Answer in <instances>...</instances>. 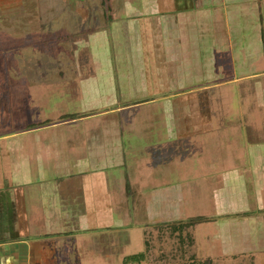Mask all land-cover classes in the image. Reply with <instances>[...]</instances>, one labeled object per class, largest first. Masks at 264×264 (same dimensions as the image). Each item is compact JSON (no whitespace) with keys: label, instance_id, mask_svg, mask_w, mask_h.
<instances>
[{"label":"crops","instance_id":"1","mask_svg":"<svg viewBox=\"0 0 264 264\" xmlns=\"http://www.w3.org/2000/svg\"><path fill=\"white\" fill-rule=\"evenodd\" d=\"M13 1L20 0L0 3ZM126 3L131 17L129 32L127 39L122 36L123 41L114 42V55L104 53L111 42L108 28L102 27L95 33L96 29H91L92 33L78 41L75 60L64 56L58 60L62 81L49 84L48 103L60 106V110L35 103L30 88L27 95L10 87V98L3 96L2 110L10 115H1L0 130L15 125L11 119L18 118L13 117L16 109L26 115V122L17 129L0 131V264H79L81 242L92 254L109 256L119 251L117 248L131 234L121 231L117 224L113 198L123 187L121 168L130 161L127 154L134 151L144 155V145H139L142 140L154 150L169 143L170 156L166 155V159H171L175 168L172 182L156 178L165 188L156 190L158 193L146 203L151 222L175 223L194 218L181 219L182 186L196 175L205 174L210 165L198 146L194 144V151L189 153L190 144L180 146L178 140L236 124L243 128L248 142L246 158L253 163L247 169L226 167L220 171L224 181L215 189V204L223 255L264 264V186H254L261 197L254 205L249 200L246 178L248 174L256 183L263 178L261 172L255 171L257 162L264 161V133L252 120L216 122L211 118L210 102V91L220 84L213 80L223 73L214 64L223 59L228 62V57L232 62L229 68L237 71L233 81L239 84L249 79L247 85L264 101V0ZM196 8L209 11L208 15L216 16L217 22H208V28L201 29L192 12ZM139 16H143L141 21ZM114 29L125 31L116 26ZM81 48L87 56L80 55ZM69 61L78 65L70 75ZM12 76V86L18 85L20 76L16 71ZM43 76L47 80V74ZM196 78L199 83L194 84L192 80ZM238 91L236 88L235 94ZM16 94L20 95L17 99ZM57 94L59 99H54ZM15 101L20 102L16 109ZM263 104L258 110L264 108ZM44 107H48V114L42 112L33 118V113L38 114L35 111ZM137 107L139 117L130 122L123 113ZM99 111L104 129L101 136L87 137L82 151H75L71 144L75 150L67 152L70 144L65 136H48L53 127L78 122L86 125ZM122 118L129 122L131 132L121 137ZM171 147L175 148L172 153Z\"/></svg>","mask_w":264,"mask_h":264},{"label":"rangeland","instance_id":"2","mask_svg":"<svg viewBox=\"0 0 264 264\" xmlns=\"http://www.w3.org/2000/svg\"><path fill=\"white\" fill-rule=\"evenodd\" d=\"M82 2L83 0H20L9 4L0 3V75H4L0 76V118L2 114L10 115L8 111L2 110L5 105L3 96L7 100L10 98L9 90L7 91L10 87L18 89L19 93L25 91L27 95L28 88H30L35 103L41 106L51 105L53 109L60 110V106L55 107L56 104L48 103L49 84H58L62 81L58 74V70L61 69L58 60L62 56L72 61L75 60L79 51L78 41L83 40L84 36L91 32V29H96L92 30L95 33L99 32L98 29L102 27L108 28L107 37L111 45L110 47L105 46L104 53L107 55L115 54L117 48L115 49L114 42L123 41L122 36L127 39L128 24L131 19L126 7L127 0H84V10L80 9ZM192 12L197 19V24L203 30L208 28V22L213 23V20L217 22L216 16L208 15L209 11L196 8ZM177 15L179 16V14ZM139 17L137 19L141 21L143 16ZM218 17L220 18V16ZM223 18L226 20L227 16ZM115 26L121 29L125 28V31L117 32L114 29ZM223 30L228 33L225 28ZM209 40L211 39L209 38ZM81 49L83 50V48ZM87 54L84 50L80 53L81 56H87ZM228 60L226 62L223 59L214 64L218 71L223 69V73L213 80L220 83L218 87L210 91L213 111L211 118H215L216 122H222L223 119L252 120L260 126L261 134H263L264 108L260 107L258 110V107L264 101L259 99L257 91L251 90L247 85L249 79L241 80L239 84L233 81L236 79L237 71L233 72L229 68L232 62L229 57ZM76 65L71 61L67 63L69 75L72 74V71H76L78 67ZM48 68H52V71ZM14 71L17 72V76H20L16 86H12ZM64 73L66 72L64 71ZM45 74H47V80L43 76ZM228 78L230 79L227 80ZM192 81L194 84L199 83L197 78ZM236 88H239L238 95L235 94ZM57 90L58 88H55V92ZM213 93L215 94L213 95ZM19 97L20 95H15L16 99ZM53 98L59 99V95L57 94ZM8 103L11 104L9 101ZM13 103L15 104L14 109H16L20 102ZM138 111V107L137 109L130 108L123 114L127 120L133 122L139 117ZM16 112L13 117L18 118L11 119L15 125L10 124L7 128L2 127L1 132L5 129H13V127L17 129L25 124L24 116L26 115L18 112L17 109ZM35 112L38 114L33 113V118L41 115L42 112L48 114V107ZM100 112L86 125L78 122L69 123L66 127H53L48 130V136L56 134L65 136L66 141H69L70 144L67 152H70L69 149H73V147L76 148V150L73 149L75 151H82L87 137L101 136L104 122L101 121L103 119H100L102 118ZM126 121L125 118H122V130L119 131L121 137L131 132L130 129L128 130L129 122ZM142 141H139V145L143 144L144 148H139V150L140 152L143 150L144 155L134 151H131L132 154H127L130 161L127 159L126 166L121 168L123 189L117 190L113 198L117 224L121 227V231H129L131 238L117 248L119 251L116 250L109 256L101 253L92 254L88 252L86 244L81 242L79 244V264H124L126 256L138 253L146 254L147 259L143 264H250L248 258L243 261L223 255L215 204V189L220 187L224 181V176L220 171L226 167L247 169L249 163H253L251 159L246 158L248 142L240 124L229 128L218 127L211 133L195 134L178 140L180 146L190 144L187 147L189 153L194 151V146H198L201 156L204 155L210 165V169L205 174L196 175L192 180L185 181V186H182L181 219L198 217L202 220L194 228H187L180 232L174 231L171 228V223L156 224L151 222L146 205L154 193H158L156 190L165 188L156 181L157 176L169 182L175 180L173 161L166 159V155L170 156L169 146L171 145H168L169 143L161 144L154 150L150 144L145 146ZM145 147L148 148L147 151ZM171 149L170 153L175 150L173 147ZM148 157L150 158L148 159ZM254 163L256 165L255 161ZM262 163H264L262 160L261 163L257 162L258 171H255V173L261 172L263 175L259 183L255 182V178L246 175L248 186H250L249 200L254 205L260 202L261 197H263L262 205H264V192L260 197L254 187L264 186V165ZM262 213H264V206ZM124 239L126 238L124 237Z\"/></svg>","mask_w":264,"mask_h":264},{"label":"trees","instance_id":"3","mask_svg":"<svg viewBox=\"0 0 264 264\" xmlns=\"http://www.w3.org/2000/svg\"><path fill=\"white\" fill-rule=\"evenodd\" d=\"M202 219L201 218H192L187 221H181V222H175L171 223V228L174 231H183L186 230L187 228H191L198 224ZM146 254L145 253H138V254H133V255H128L126 256L124 260V264H143L146 261Z\"/></svg>","mask_w":264,"mask_h":264}]
</instances>
